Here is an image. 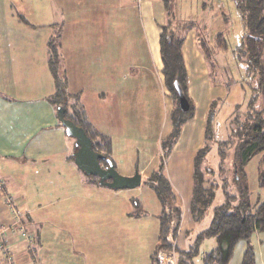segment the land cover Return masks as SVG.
<instances>
[{"label": "crops", "instance_id": "crops-1", "mask_svg": "<svg viewBox=\"0 0 264 264\" xmlns=\"http://www.w3.org/2000/svg\"><path fill=\"white\" fill-rule=\"evenodd\" d=\"M191 1L196 11L185 20L196 19L207 29L217 19V31L225 29L220 0L217 5ZM179 3L176 0L177 7ZM165 20L164 0H143L140 5L134 0H0V224L13 221L4 201L6 193L12 194L25 213L26 228L36 237L33 246L9 234L13 264L152 263L162 210L156 194L144 192L142 184L134 189L143 192V200L125 189L98 186L70 159L75 139L68 138L50 100L56 85L49 59L52 43L58 40L56 47L64 50L59 76L64 71L69 92L81 94L92 124L111 139L112 151L117 141L134 135L150 145L152 134L157 142L172 130L173 100L164 85L160 52ZM226 54L221 55L223 66ZM183 55L195 113L166 161L183 206L177 235L181 249L196 229L190 211L194 158L203 145L211 102L225 99L230 107L227 95L233 90L236 94L234 86L239 87L234 104L245 97L239 83L227 92L224 79L213 82L196 28L186 34ZM232 64L229 68L235 70ZM82 79L87 89L70 90L72 81ZM98 85L99 91L90 88ZM155 149H137L148 154L145 166L156 159ZM133 199L140 201L146 215L133 216ZM263 238L264 233L251 237L255 251ZM205 243L211 249L214 240ZM246 246L245 241L237 245L229 264L235 257L241 264Z\"/></svg>", "mask_w": 264, "mask_h": 264}, {"label": "trees", "instance_id": "trees-1", "mask_svg": "<svg viewBox=\"0 0 264 264\" xmlns=\"http://www.w3.org/2000/svg\"><path fill=\"white\" fill-rule=\"evenodd\" d=\"M234 1L243 34L240 43L232 48L227 35V30L232 27V18L227 11L221 12L225 29L216 31L210 41L196 19L185 20L179 17L176 0H164L166 20L161 25L160 52L164 85L174 104L170 114L172 130L161 140L163 158H159L156 166L142 179V185L156 194L162 207L158 215L159 234L152 256L153 263L157 260L158 250L165 249L176 253L178 264H229L237 245L242 241L247 246L241 264L257 262L250 239L256 233H264V199L260 197L257 202L252 200L246 167L255 155L262 154L257 184L260 189H264V106L259 108L260 101L263 100L264 105V0ZM194 28L198 30L199 47L213 82L224 79L227 92L234 83H239L246 98L234 104L227 113L229 105H226L225 99L211 102L205 122L203 145L195 154L193 167L190 211L196 225L195 230H199L189 245L181 249L177 246V235L183 206L167 175L166 160L184 124L195 113L189 95L188 73L183 55L186 34ZM223 51L228 52L224 56L227 57V64L224 66L220 64ZM58 55L57 47L52 43L49 66L56 87L50 97L51 103L57 113L59 108L63 109L66 120L85 130L92 140L93 148L103 154L104 158L100 163L106 167L108 161L114 162L111 156L112 141L88 119L80 103L81 94L69 92L68 80L58 73ZM231 62L235 63V70L229 68ZM176 82L189 101L187 111L180 108ZM60 122L63 126L61 120ZM230 149L233 150L232 155ZM70 159L74 161L73 154ZM136 171L140 172V168L137 167ZM86 177L90 182L104 186L98 176ZM133 206V216L146 215L139 200L133 199ZM208 216L210 219L207 221ZM207 240H214V245L209 251L202 253V245ZM33 246H36L35 236Z\"/></svg>", "mask_w": 264, "mask_h": 264}, {"label": "rangeland", "instance_id": "rangeland-1", "mask_svg": "<svg viewBox=\"0 0 264 264\" xmlns=\"http://www.w3.org/2000/svg\"><path fill=\"white\" fill-rule=\"evenodd\" d=\"M211 1L215 5H217V0H211ZM220 4L223 7V9L225 11H227L228 14H230V16L232 18V27H231V30H227V35H228V38H229V41H230V45H231L230 47L234 48L240 43L241 38H242V34H243V28H242V23H241V20H240V15H239V13H238V11L236 9L234 0H220ZM179 5H182V6L177 7L178 15H179L180 18L186 19L187 17H190L191 12L196 11V8L194 7V4H193V2L191 0H181V3H179ZM201 15H203V13ZM193 18H195V17H193ZM211 21H212V18H211ZM209 25H210V22H209ZM209 25L207 26V29L203 28L202 31L206 35H208L210 37V39H211L213 34L217 31V19L216 20L214 19V24H213L212 27L209 26ZM55 42H56L55 43V46H56L58 44L57 43L58 40H55ZM57 50H58V48H57ZM63 53H64L63 49L62 50H58V54H59L58 55V60H59L58 62L60 63V65L58 63L59 67L61 66V63H62L60 61L61 60L63 61ZM232 65L235 66V63L232 64ZM65 75H66L65 72L62 71V77H65ZM86 82L87 81L83 80V79L82 80H78V81L76 80L74 82L72 81L70 90L77 91V90H82L84 88L87 89L88 86L87 87L83 86V84L86 85ZM90 88L97 89L98 91L101 90L99 85L98 86H92ZM238 88H239L238 86L237 87L234 86V89L236 90L235 91L236 94L234 93V90H233L232 92H230L229 95H227L228 99H230V101H231V105H230V107H228L226 109V113L230 112L232 110L233 104L235 102H237L238 99H239V95L237 93L238 90H239ZM151 95L152 94L149 93V96L146 95L145 98H147V100H150L149 97H151ZM168 96H169V100H171L172 97L169 95V93H168ZM262 101H260V103H259V108H262L264 106ZM80 103L83 106L84 110L86 111L87 109L83 105L84 102H83L82 98L80 99ZM173 106H174V104H173ZM86 115H87L88 119L90 121H92L90 119L92 116H91V114L88 111H86ZM138 137H139L138 135H134V136L127 137V139L126 138L120 139V141L116 142L117 148H116L115 152L111 151V156H112V159L114 161L113 164L115 165V168L117 169V171L120 174H122L124 176H130V174L132 173L133 170L136 171L137 167H139V168L141 167L140 169H144L143 170L144 174H148L156 166L157 160L159 158H161V157L163 158L162 149H161L162 148L161 140H157V142H156L157 137L154 134H152V136L150 137V139H152V143H150V145L146 144V142H143ZM68 138L70 140H72V142L74 141V138H72V137H68ZM133 145H135V147H137V149L142 148V146L143 147L149 146L151 151H153L154 148H157V149H155L156 156H157L156 159L152 160L153 162H150V163H148L147 166H145L147 161H148L147 160L148 159V156H147L148 154L144 155L143 151H139L138 152L137 149L133 147ZM229 152L232 155L233 150L230 149ZM73 154H74V151H73ZM261 158H262V154L255 155L253 157L252 161L246 167L248 185H249V188H250V191H251V194H252V200H255V202H257L261 198L264 199V189H260L258 187V184H257V181H258V174L257 173H258V170H259V163L261 161ZM137 160L139 162L136 164ZM142 167H144V168H142ZM142 186L144 188L143 189L144 192L151 193L152 194L151 196L154 197V192L153 191H151L149 188L144 187V185H142ZM125 191L130 192L133 195H137L136 197H138V198L143 200V195H144L143 192L136 191L135 189H125ZM149 191H151V192H149ZM255 202H253V203H255ZM157 204L159 206V203H157ZM35 215H38V213L35 214ZM45 217L51 218V221H53L52 220L53 219V215L52 214L46 213ZM209 219L210 218L208 216L207 217V221ZM22 221H23V224L25 225L24 217L22 218ZM31 224L33 225V223H31ZM198 230L199 229L195 230V232L192 235H196ZM207 250H209L208 243L204 242L203 245H202L201 251L203 253V252H205ZM255 253H256V256H257V262L256 263L257 264H264V238H263L262 243L259 242V245L256 247ZM236 259L237 258L235 257V260L233 261L232 264H236ZM2 264H4V263L2 262Z\"/></svg>", "mask_w": 264, "mask_h": 264}, {"label": "water", "instance_id": "water-1", "mask_svg": "<svg viewBox=\"0 0 264 264\" xmlns=\"http://www.w3.org/2000/svg\"><path fill=\"white\" fill-rule=\"evenodd\" d=\"M175 86L180 108L187 111L190 106L189 101L178 82L175 83ZM63 115L64 110L59 108V120L62 121L67 135L75 139L74 162L81 172L86 176H98L101 184L112 189H134L142 184V174L139 171H135L133 175L124 176L117 171L111 161H108V165L103 167L100 160L104 156L93 148L92 140L85 130L66 120Z\"/></svg>", "mask_w": 264, "mask_h": 264}, {"label": "built area", "instance_id": "built-area-1", "mask_svg": "<svg viewBox=\"0 0 264 264\" xmlns=\"http://www.w3.org/2000/svg\"><path fill=\"white\" fill-rule=\"evenodd\" d=\"M136 4L140 5L143 0H134ZM2 183L0 181V188ZM5 204L9 207L13 217V221L9 226L0 224V259L4 264H13L14 257L11 245L9 243V234L18 237L29 244H33L34 235L23 224L22 218L24 215L16 198L12 194L6 193L4 195ZM154 264H177V257L174 251L159 249L157 252V260Z\"/></svg>", "mask_w": 264, "mask_h": 264}]
</instances>
